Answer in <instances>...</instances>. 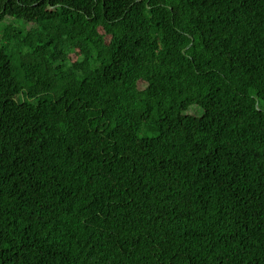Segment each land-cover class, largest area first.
Returning a JSON list of instances; mask_svg holds the SVG:
<instances>
[{
	"label": "trees",
	"instance_id": "obj_1",
	"mask_svg": "<svg viewBox=\"0 0 264 264\" xmlns=\"http://www.w3.org/2000/svg\"><path fill=\"white\" fill-rule=\"evenodd\" d=\"M0 264H264V0H0Z\"/></svg>",
	"mask_w": 264,
	"mask_h": 264
},
{
	"label": "water",
	"instance_id": "obj_2",
	"mask_svg": "<svg viewBox=\"0 0 264 264\" xmlns=\"http://www.w3.org/2000/svg\"><path fill=\"white\" fill-rule=\"evenodd\" d=\"M49 7H51V6H49Z\"/></svg>",
	"mask_w": 264,
	"mask_h": 264
}]
</instances>
